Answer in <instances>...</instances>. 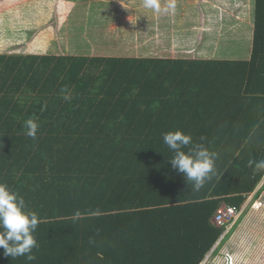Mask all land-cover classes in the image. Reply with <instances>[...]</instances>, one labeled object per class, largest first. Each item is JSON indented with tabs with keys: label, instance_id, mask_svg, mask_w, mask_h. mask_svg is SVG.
<instances>
[{
	"label": "trees",
	"instance_id": "obj_1",
	"mask_svg": "<svg viewBox=\"0 0 264 264\" xmlns=\"http://www.w3.org/2000/svg\"><path fill=\"white\" fill-rule=\"evenodd\" d=\"M253 10L248 59L0 54V182L41 220L35 259L0 248V264H202L219 250L239 222L221 239L214 215L264 178L248 163L264 159V0ZM177 130L218 154L199 191L169 162Z\"/></svg>",
	"mask_w": 264,
	"mask_h": 264
},
{
	"label": "rangeland",
	"instance_id": "obj_2",
	"mask_svg": "<svg viewBox=\"0 0 264 264\" xmlns=\"http://www.w3.org/2000/svg\"><path fill=\"white\" fill-rule=\"evenodd\" d=\"M16 1L0 0V54L189 60L250 54L254 0H176L174 14H155L142 0ZM236 228L202 264H224L228 254L241 264H264L261 243L236 256L230 244Z\"/></svg>",
	"mask_w": 264,
	"mask_h": 264
},
{
	"label": "clouds",
	"instance_id": "obj_3",
	"mask_svg": "<svg viewBox=\"0 0 264 264\" xmlns=\"http://www.w3.org/2000/svg\"><path fill=\"white\" fill-rule=\"evenodd\" d=\"M142 6L155 14H174L176 0H166L164 5L161 0H142ZM66 91L62 88L61 94ZM64 99L68 100L70 96L64 95ZM37 119L30 118L23 123L25 135L33 140L39 129ZM163 141L174 153L169 159L172 168L183 174L187 182H191L194 191H199L215 176L216 152L209 151L203 144H194L190 135L179 130L163 134ZM189 145L192 146L185 152L183 149ZM248 163L249 167L264 170V159L250 160ZM26 207L19 193L0 182V248L6 257H26L32 261L35 259L32 251L38 247L34 233L41 220L37 213L26 210ZM79 215L77 212L76 217Z\"/></svg>",
	"mask_w": 264,
	"mask_h": 264
},
{
	"label": "crops",
	"instance_id": "obj_4",
	"mask_svg": "<svg viewBox=\"0 0 264 264\" xmlns=\"http://www.w3.org/2000/svg\"><path fill=\"white\" fill-rule=\"evenodd\" d=\"M259 117L260 115L258 116V119ZM263 121H264V113L262 117L260 118L259 122L262 123ZM263 187H264V178L253 192L242 195L244 197V201L242 202L239 209L243 210L245 208L246 216L244 214L243 218L239 221L240 223L237 225V228L239 229L237 232L235 231L236 234L232 235L233 238L231 237V241H230V244L232 240L234 242V247L236 251L238 252L236 256L237 255H240V257L241 255L243 256L242 252L239 254V251L240 250L242 251L243 247H245L244 253H247L249 245L253 247L252 244H254L257 247L258 244L261 243L260 244L261 246L259 247L262 248L264 246V243H263L264 242V189ZM235 197H238V196H235ZM235 200L236 199H234L232 202H234ZM253 203L260 205V208L259 209L253 208L252 207ZM223 204H228V203H223ZM228 205H231V204H228ZM240 238H242L241 242H240ZM255 241L256 242L259 241V242L255 244Z\"/></svg>",
	"mask_w": 264,
	"mask_h": 264
},
{
	"label": "built area",
	"instance_id": "obj_5",
	"mask_svg": "<svg viewBox=\"0 0 264 264\" xmlns=\"http://www.w3.org/2000/svg\"><path fill=\"white\" fill-rule=\"evenodd\" d=\"M256 207L260 206L256 205ZM244 212L245 208L238 211L233 207L224 206L215 214L213 223L217 228H226L229 231L241 220Z\"/></svg>",
	"mask_w": 264,
	"mask_h": 264
},
{
	"label": "bare ground",
	"instance_id": "obj_6",
	"mask_svg": "<svg viewBox=\"0 0 264 264\" xmlns=\"http://www.w3.org/2000/svg\"><path fill=\"white\" fill-rule=\"evenodd\" d=\"M224 206H230V207H233V206H231V205H223L222 207H224ZM222 207H221V208H222ZM221 208H220V209H221ZM233 208H234V207H233ZM220 209H219V210H220ZM217 212H218V211H217ZM217 212H216V213H217ZM214 217H215V215H214ZM214 217H213V218H214ZM212 223H213V219H212ZM213 225H214V223H213ZM214 226H215V225H214ZM215 227H216V226H215ZM220 229H223V235H222L221 239H223V238H224V237L230 232V230H231V229H230V230L228 231L226 228H220ZM221 239H220V240H221ZM219 243H220V241H218V243L215 245V247L213 248V250H212V251L209 253V255L206 257L207 259L210 257V255L212 254V252L215 250V248L217 247V245H218ZM207 259H205V260H207ZM203 263H204V262H203Z\"/></svg>",
	"mask_w": 264,
	"mask_h": 264
}]
</instances>
